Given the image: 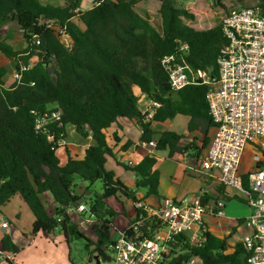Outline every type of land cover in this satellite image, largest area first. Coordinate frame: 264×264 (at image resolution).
<instances>
[{"label":"trees","instance_id":"obj_1","mask_svg":"<svg viewBox=\"0 0 264 264\" xmlns=\"http://www.w3.org/2000/svg\"><path fill=\"white\" fill-rule=\"evenodd\" d=\"M82 1L67 0L58 7L40 0H0V52L16 62L21 75L6 87V70L0 68V212L18 196L34 216L33 235L43 232L54 239L62 232L68 243L82 239L88 250L94 246L105 251L114 241L111 226L117 215L108 199L147 202L160 197L158 156H145L134 167L120 163L115 148L120 138L115 135V143L110 144L109 129L119 120L136 122L142 132L139 142H155L157 153L169 151L172 156L187 152L202 159L215 127L207 101L210 88L198 83L172 92L162 60L181 56L192 71L217 77L218 58L227 40L221 23L207 30L188 25L185 20L195 17L178 6V0H158L161 30L151 22V14L137 10L139 0H95L91 9L76 13ZM223 1L214 0L220 7H224ZM257 2L264 15V0ZM48 20L65 28L71 47L46 26ZM8 23L24 31V49L15 50L2 36V27ZM184 45L187 50H181ZM142 96L159 105L152 118L141 112ZM46 112H60V119L37 130L36 121ZM177 116L190 118L188 133H198L202 138L196 136L185 145L182 141L186 136L174 131H164L156 138L153 125ZM68 126L84 140L92 137L82 158L73 157L63 144ZM134 144L126 141L119 152ZM59 148L66 149L65 164L58 156ZM108 156L134 173L135 190L107 168ZM77 180L91 185L101 181L104 185L103 193L89 201L88 211L80 214L94 221V239L83 234L67 212L83 199ZM247 182L248 175L244 177L246 190ZM138 191L144 196L138 197ZM45 195L55 204L52 211ZM226 199L240 198L234 195ZM204 236L200 246L192 245L186 235L174 236L168 243L167 264L191 260L200 264H248L249 253L243 242L231 245L233 234L220 238L207 232ZM0 247L12 255L21 250L8 234L2 237Z\"/></svg>","mask_w":264,"mask_h":264},{"label":"built area","instance_id":"obj_2","mask_svg":"<svg viewBox=\"0 0 264 264\" xmlns=\"http://www.w3.org/2000/svg\"><path fill=\"white\" fill-rule=\"evenodd\" d=\"M90 6L75 10L91 9ZM61 38L70 37L65 28L55 20L45 22ZM227 45L218 58V75L211 77L202 70L192 71L181 56H167L162 66L168 74L171 91L177 93L189 85L204 83L209 86L207 101L210 115L215 124V134L206 155L200 164L204 171L213 176L219 172V183L225 188L247 195L252 214L245 219L244 226L249 233L243 244L249 253L248 264H264V167H257L248 174V189L244 186L245 174L241 165L249 142L261 139L264 142V15L258 5L233 9L226 13L222 22ZM24 34V31L21 30ZM72 45V41H71ZM71 47V46H70ZM184 45L181 50H187ZM21 75L16 74L19 80ZM159 105L141 97L140 109L144 116L152 118ZM60 112L49 113L36 121V129L41 130L60 119ZM88 140H92L90 136ZM64 142L63 144H65ZM153 156L155 142L141 143ZM264 146V144H263ZM117 160L129 167L137 163L124 152ZM259 161V159H257ZM139 196V191L137 192ZM135 218L129 227L120 232L108 247V264H167L170 255L168 243L174 236L186 235L192 245L200 246L205 242L208 232L204 218L206 215H225V202L222 198L204 200L199 194L182 201L161 198L157 207L146 201L134 202ZM89 206L78 203L67 212L81 214ZM94 223L84 219L79 230L88 232ZM2 228L9 222L3 220ZM156 225L157 228H153ZM11 254L0 249V260ZM187 264H196L195 260Z\"/></svg>","mask_w":264,"mask_h":264},{"label":"crops","instance_id":"obj_3","mask_svg":"<svg viewBox=\"0 0 264 264\" xmlns=\"http://www.w3.org/2000/svg\"><path fill=\"white\" fill-rule=\"evenodd\" d=\"M90 1L91 0H83L82 7L90 6ZM149 1L153 2V5L151 7H153L155 11H158L160 9L161 3L158 0H139V3L137 4V10L138 8H140L142 10H145L144 12H148L149 14L154 13L150 12V8L147 7ZM40 2L44 5L59 7L65 5L67 3V0H40ZM14 25V23H8L4 25L2 27V36L6 38L7 43L11 45L15 50H22L25 47L24 36L18 28H16V30L12 29ZM0 68L6 70V74L3 77L6 87L17 82L16 74L18 73V71L16 68V62L10 60L1 52ZM181 117H184L185 119L179 120L178 118ZM189 121L190 118L186 116H177L172 121L163 123V126L158 125L154 127L153 125V127L154 129H157V131L155 130L156 133H159L157 134V137H159L160 134L164 131H174L179 134H184L186 137L182 141V145H185L186 142H191L196 136L202 138L198 133H188ZM214 128L215 127H213L210 131L211 137H213L215 134ZM70 129H72V132L76 135V138H78L77 141L70 138ZM67 132L68 138L65 144L67 145L68 150L73 157L82 158L85 150L90 146L91 141L80 138L76 134L75 129L72 126L67 127ZM141 133L142 132L136 122L119 120L118 123L113 125L108 131V136L110 144L115 143V135L120 138V141L116 143L115 147L118 150H116V157L119 153L124 152H119V150L128 140H131L135 143L131 148L124 152L130 159L134 160L138 164L143 160L145 156H150L151 153L149 152L148 148L139 142ZM263 144L264 142L261 139H254L253 141L248 143L243 155L241 165V171L243 174H245V176L249 173H252L257 167H264V165L260 166V164H264ZM204 154H206V152ZM153 155L158 156V162L156 166L160 172V197L149 198L147 200V203L149 205L156 207L160 202L158 201V199L165 197L180 201L199 194H203L204 197L210 200L212 199L213 201L217 198H222L225 202V215L222 217L206 215L204 218V222L206 224L208 232L220 238L233 234L230 242L231 245H235L237 242H243L245 240L246 235L249 233V231L244 226V221L253 212L252 207L247 203V198L244 196L245 193L237 192L220 185L219 172H213V176H210L209 173L202 169L200 164L201 159L197 160L187 152L184 154L175 153L171 156L169 154V151L158 153L154 151ZM257 159H259V161H257ZM116 176L120 177L124 181V183L131 189H136V177L134 173L130 171H122L121 175ZM82 182L86 186V183L80 180L77 184L79 185ZM219 187H222L224 191L221 192ZM234 195L239 196L240 199H226L228 196L232 197ZM139 196L143 197L144 193L139 191ZM16 199L17 201H19V205H22V212L28 211L31 215H28V220L31 225L29 227L28 224V227L26 229H23V231H17L15 228H12L10 218L8 217V215H10L11 217L17 219L19 218L18 212L15 210H10L9 208ZM44 201H46L49 211H52L55 207V204L52 202L49 195L44 196ZM115 201V211L117 213L116 216L123 215L122 217L124 218V227L120 229L115 227V218L117 217L113 218L111 226L113 239H115L120 232L126 230L129 227L136 214L134 202L125 199H122L121 202L117 200ZM124 203H127V205L125 206ZM4 209L7 211L8 215L5 216L4 214L0 213V241L5 234H8L11 236L13 242L21 250L16 255L11 254L10 257L7 256L9 258L0 260V264H84V261L87 264H108L109 261H107V257L110 255L108 249L104 251V254H106V260L102 258V255H100L98 259L91 260L90 255L85 257V259L81 261V263H78L72 257L73 253L71 242L68 243L67 238L62 232L56 233L54 239H49L43 232H39L37 235H33L32 227L34 223V216L28 208L27 204L20 197H14L11 202L6 207H4ZM71 216L73 220L78 224V227L80 226V222H82L84 219L90 220L92 223H94V221L87 216L81 217L80 214H72ZM3 220H7L9 222L8 228H2L1 223ZM20 222L21 220H19V223ZM82 233L89 238L94 239V233H89V230L88 232ZM96 250L98 249L96 248ZM196 264L200 263L196 261Z\"/></svg>","mask_w":264,"mask_h":264},{"label":"rangeland","instance_id":"obj_4","mask_svg":"<svg viewBox=\"0 0 264 264\" xmlns=\"http://www.w3.org/2000/svg\"><path fill=\"white\" fill-rule=\"evenodd\" d=\"M257 0H224L223 1V6L224 7H220L215 5L214 0H178L177 1V5L178 6H182L185 7L190 13H192L194 15V20H185V22L192 26L193 28H195L196 30H207L210 29L218 24H220L222 22L223 17L226 15V13H228L229 11L233 10V9H239V8H245V7H251V6H255L257 5ZM153 5L152 1H149V3L147 4V7L150 8V12H154L151 13V22L153 23V25L158 29L161 30L162 28V20L160 17V13L159 10L155 11L153 7H151ZM138 10L142 13H145V10H142L140 8H138ZM8 26V25H7ZM12 29L16 30V25H14L12 27ZM61 41L68 47L71 46V40L67 39V38H61ZM34 63V62H33ZM179 120H184V117L178 118ZM163 126L162 123H155L154 127L156 126ZM161 128V127H160ZM182 129V128H181ZM157 131V129H155ZM215 130V128H214ZM70 133V138L71 139H75L76 141L78 140V138H76V135L72 132V129H70L69 131ZM157 134H155V137H157ZM73 142V141H72ZM188 142H186L185 144H187ZM207 153V151H206ZM206 155V154H205ZM58 156L62 162V164H65L66 162V153H65V149L64 148H59L58 149ZM107 167L109 170L114 171V173H116V175H121L122 171L126 172L125 168L121 165H119L117 163V161L111 157L108 156L107 159ZM79 180H77L78 183ZM86 183V187L88 188V191L92 192V194L90 196L85 197L83 203L86 204L87 206L89 205V201H91L93 198L97 197L98 195H101L104 191V185L101 181H97L95 182L93 185H91L89 182H85ZM244 196L247 198V195L244 194ZM116 199L114 198H110L107 200L108 204H110V207L113 208L115 210L116 207ZM124 205L126 206L127 203H124ZM21 206L19 205V201H17V199L12 203V205L9 207L10 210H15L18 212V216L19 218H14L11 217L10 215L7 214V211L3 208V212H0L1 214H4L5 216L8 215V217L10 218L11 221V227L15 228L17 231H23V229H26L31 225V223H29L28 220V215H30V213L28 211H23L21 210ZM28 212V213H26ZM123 215L120 216H116L117 218H115V227L117 228H122L124 227V218L122 217ZM19 220H21V222L19 223ZM93 227H92V231L91 229H89V233H93ZM91 231V232H90ZM114 234V231H113ZM71 248H72V257L73 259L76 260V262L81 263V261H83L85 259V257L90 256L92 253L96 252V247H91L89 250L86 248V242L82 239H73L71 241ZM84 264H87L84 261Z\"/></svg>","mask_w":264,"mask_h":264},{"label":"water","instance_id":"obj_5","mask_svg":"<svg viewBox=\"0 0 264 264\" xmlns=\"http://www.w3.org/2000/svg\"><path fill=\"white\" fill-rule=\"evenodd\" d=\"M171 1H174V0H171ZM77 191L81 196H83V199L81 202L84 201L85 197L90 196L92 194V192L86 191V186L83 182L78 185ZM96 253H98V254H96ZM100 255H102V258H104V260H106V254H104V251H102L100 249L96 250L95 253L91 254V260L98 259ZM107 259H109V258L107 257Z\"/></svg>","mask_w":264,"mask_h":264}]
</instances>
